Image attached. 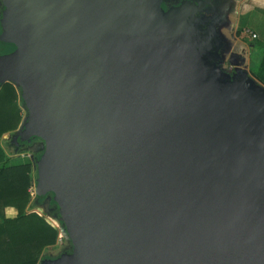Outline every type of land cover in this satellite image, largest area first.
Returning a JSON list of instances; mask_svg holds the SVG:
<instances>
[{
    "label": "water",
    "instance_id": "obj_1",
    "mask_svg": "<svg viewBox=\"0 0 264 264\" xmlns=\"http://www.w3.org/2000/svg\"><path fill=\"white\" fill-rule=\"evenodd\" d=\"M162 3L0 0L52 264H264V86L218 68L227 0Z\"/></svg>",
    "mask_w": 264,
    "mask_h": 264
},
{
    "label": "trees",
    "instance_id": "obj_2",
    "mask_svg": "<svg viewBox=\"0 0 264 264\" xmlns=\"http://www.w3.org/2000/svg\"><path fill=\"white\" fill-rule=\"evenodd\" d=\"M14 48L13 44L0 40V54ZM251 74L264 85V53L258 67L251 68ZM19 95L12 83L0 85V264H38L41 252L56 243L59 233L43 214L28 210L32 171L36 177L32 160L17 162L18 159L14 160L1 144L2 134L16 129L21 121L23 111ZM43 198L36 196L39 201ZM6 207L16 210L14 217L5 215Z\"/></svg>",
    "mask_w": 264,
    "mask_h": 264
},
{
    "label": "crops",
    "instance_id": "obj_3",
    "mask_svg": "<svg viewBox=\"0 0 264 264\" xmlns=\"http://www.w3.org/2000/svg\"><path fill=\"white\" fill-rule=\"evenodd\" d=\"M224 7H226L228 11L226 25L230 31L229 36L234 41V43H239L240 41H242V43H239L238 45V49L242 50V52H235L239 53L242 57H244L245 60L243 62V67L248 71L249 75L252 76L251 68L254 65V59L258 61L259 65V62L261 61L262 55L264 53V0H227V3ZM233 16L235 20L234 22L231 21V17L233 18ZM244 28H249L256 34V37L252 38L250 35H243L242 33H240V30H243ZM244 36H248V39ZM243 38H246L247 41L244 42ZM254 46H257L258 49L254 48ZM253 50L255 51L254 54H252ZM255 53H257V55ZM258 65L255 68H257ZM255 80L259 84L263 85L257 79ZM34 184L35 182L32 183V186ZM32 186L29 188V192ZM39 204L40 203H37V206L41 209ZM28 210L33 211L30 208ZM41 211L43 210L41 209ZM15 214L16 210L13 207L5 208V215L7 217H14ZM42 214L46 215V213L44 212H42ZM46 221L49 223L47 219ZM51 225L55 227V225ZM61 236L62 233L61 231H59L56 241L59 240Z\"/></svg>",
    "mask_w": 264,
    "mask_h": 264
},
{
    "label": "rangeland",
    "instance_id": "obj_4",
    "mask_svg": "<svg viewBox=\"0 0 264 264\" xmlns=\"http://www.w3.org/2000/svg\"><path fill=\"white\" fill-rule=\"evenodd\" d=\"M205 14L207 15H212V12L210 14L206 13ZM219 21V19H218ZM231 21L234 22V16L233 18L231 17ZM221 27V34H222V39H223V42H222V47H221V50L219 52V54L222 55L221 57V60L219 61L218 63V68L220 70V72H222L224 75L230 77L232 75V72L231 70L229 69V62H228V58L230 56V53L231 52H235V51H241L242 50H239L238 48V45L239 43L241 44L242 41H240L239 43L238 42H235L231 39V37L229 36L230 34V31L229 29L227 28V25L225 23H222V25L220 26ZM240 33H242V30H240ZM244 35V34H243ZM248 39V36H244ZM241 38V37H240ZM246 38H243L244 42L247 41ZM5 49L9 48L8 46H4ZM254 48L258 49L257 46ZM259 51V50H258ZM254 54V50L252 51ZM257 55V53H255ZM258 65V61L254 59V65L252 68L256 69L255 67ZM248 72V71H247ZM20 96V95H19ZM21 98V97H20ZM19 104H20V107L22 108V118H21V121L19 122L18 124V127L16 129H14L13 131L11 132H5L2 134L1 136V144L2 146L4 147V149L7 151L9 150V155L14 158V160L18 159L17 162L19 161H30L31 160V156L35 153L36 149V154H40L42 152V146H41V140H39L37 138V140H33V142H31L30 145L27 146V151H23V152H17L15 150V147L16 145L15 144H11V140H12V137L15 133L18 132V130L21 128V125L23 123V121L25 120V116H26V111L23 107V102H21L19 100ZM35 155V154H34ZM34 170V169H33ZM32 177H33V182H35V176H34V172L32 171ZM34 186L35 184L32 186V193L30 195V198H29V204H30V209L33 210V211H37L39 212L40 214H42L43 211H41V209L37 206V203H40L43 201L42 200H36V196H35V193H34ZM51 205H52V202H51ZM44 215V214H43ZM46 217V219L49 221V223L55 225V227L62 232V225L60 223L59 220H56L54 219V217L52 215H44ZM68 246V247H67ZM64 247H67L71 250V244L70 242L68 241V239L66 238V236H64L62 234V238L60 240H57L56 243L50 247H47L45 250H43L41 252V255H40V258H39V261L41 259L42 256L44 255H48V254H52V255H57L59 252H61L63 250Z\"/></svg>",
    "mask_w": 264,
    "mask_h": 264
},
{
    "label": "flooded vegetation",
    "instance_id": "obj_5",
    "mask_svg": "<svg viewBox=\"0 0 264 264\" xmlns=\"http://www.w3.org/2000/svg\"><path fill=\"white\" fill-rule=\"evenodd\" d=\"M182 1L183 0H163L162 6H163V8L171 7V6H174V5H177V4L181 3ZM33 140L35 141V140H37V138L32 137L30 139V141H28V142L23 141V140H21V139L18 138L17 139V142H15L13 140V137H12L11 144H15L16 145L15 150H17V149H25L24 151H27V146L30 145L31 142H33ZM38 155H40V154H38ZM67 247H64L63 250L61 252H59L57 255H52L50 253L48 255L42 256V258L40 259V261L38 262V264H52V260H54L55 258H57L59 255H61L63 253H68V252L71 251Z\"/></svg>",
    "mask_w": 264,
    "mask_h": 264
},
{
    "label": "built area",
    "instance_id": "obj_6",
    "mask_svg": "<svg viewBox=\"0 0 264 264\" xmlns=\"http://www.w3.org/2000/svg\"><path fill=\"white\" fill-rule=\"evenodd\" d=\"M242 34H244V35H250L252 38H255L256 37V34L253 32V31H251L249 28H244L243 30H242ZM32 189V188H31ZM30 189V194H33L32 193V190ZM62 238V236L59 238V240Z\"/></svg>",
    "mask_w": 264,
    "mask_h": 264
}]
</instances>
